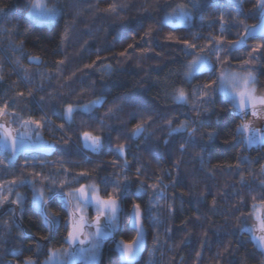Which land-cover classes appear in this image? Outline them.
<instances>
[{
  "label": "trees",
  "instance_id": "16d2710c",
  "mask_svg": "<svg viewBox=\"0 0 264 264\" xmlns=\"http://www.w3.org/2000/svg\"><path fill=\"white\" fill-rule=\"evenodd\" d=\"M200 2L207 5L203 10H193L192 0H51L62 15L52 26L40 27L28 18L30 0H0V6L6 5L0 12V106L8 104L11 121H38V131L55 154L47 160L32 153L15 162L0 147V185L7 197L0 204V264L14 263L17 253L27 260L42 244L67 247L69 215L59 198L48 207L50 213H59L53 233L33 202L28 199L19 207L9 199L17 187L33 188L11 185L22 179H34L45 194L60 184L66 191L91 182L104 198L112 194L115 181L130 184L121 203L119 229L104 245L98 264H122L115 244L136 238L133 203L141 204L147 236L138 264H264V254L240 228L256 209L264 211V145L248 148L236 132L241 118L232 114L231 102L219 90L205 102L201 88L221 70H254L264 91V49L252 51L264 45V34L231 48L244 35L243 26L259 24L258 15H248L256 0H243L242 13L231 0ZM113 3L116 12L103 11ZM178 4L192 11V20L163 23L165 12ZM14 27L15 34L9 36ZM66 27L68 39L62 42ZM189 44L196 47L189 49ZM217 44L224 47L223 63L218 64L213 52V69L187 81L185 65ZM31 57H39L41 66L28 63ZM252 57L257 58L246 64ZM178 87L188 94V103L175 102ZM100 97L102 105L75 111L66 119L69 104L81 107ZM183 123L197 129L195 146L188 132L169 135ZM137 124L145 131L135 139ZM84 132L100 136L104 147L98 152L86 149ZM117 145L125 146L123 155ZM41 176L55 184L41 182ZM141 183L148 191L137 196Z\"/></svg>",
  "mask_w": 264,
  "mask_h": 264
},
{
  "label": "snow or ice",
  "instance_id": "6c2138e0",
  "mask_svg": "<svg viewBox=\"0 0 264 264\" xmlns=\"http://www.w3.org/2000/svg\"><path fill=\"white\" fill-rule=\"evenodd\" d=\"M236 10L238 12H243V0H233ZM51 4V6H50ZM207 5L201 4L200 0H192V9L203 10ZM220 7V5H214ZM5 6H0V12L5 10ZM166 7H171L168 5ZM118 5L113 3L108 6V8L103 9L105 12H116ZM62 15V8L58 3H51V0H30V7L28 11V16L31 18V22L34 26H49L56 22L57 18ZM248 15H258L259 24L253 25L250 28L248 26H243L244 35L241 36L240 40L236 45H232V50L236 47L244 46L247 38L249 36H255L257 33L264 34V0H256L253 11ZM192 11L187 9L185 5L178 4L175 8H172L171 12L166 11L163 23L174 24L178 21L181 24L189 23L192 20ZM221 21H223V14H221ZM15 27L9 30L8 35L12 36L15 34ZM224 31L223 23L221 24V32ZM149 35V33H145ZM62 42L68 39V29L66 27L65 31L61 34ZM172 39L171 36L168 37ZM22 47V45H21ZM134 47V45H129V48ZM196 45L189 44L188 48H195ZM260 49H264V45L259 48L252 49L253 52H257ZM203 51V49L201 50ZM224 51L222 44H217L214 48L209 49L203 55H194L188 52L189 55H194V58L185 65L184 76L185 79L191 82L192 78L198 73L210 70L213 65L210 59L212 53L216 54V61L218 64L223 63V58L220 53ZM257 57H252L249 61H245L246 64L251 63V60ZM32 60L36 62H42L39 57H31ZM63 63V61L58 62ZM88 67H91L90 65ZM43 75V74H41ZM27 79V77H25ZM256 83V78L252 71H246L245 73L231 72L221 70L216 79L211 80L201 86L204 96L208 99L205 102L211 101L210 93L215 90H219L223 96L233 102V106L237 108L241 114L247 116L251 115L253 121L242 122L236 129L237 134L241 137L242 141L251 146L253 144L264 145V127L258 126L256 121H264V94H258L252 85ZM31 94V93H29ZM18 95H23V93H18ZM173 98L177 104L188 103V94L182 87H178L174 90ZM104 103V98L100 97L95 101H92L90 105H85L83 111H90L93 107L97 105H102ZM79 109H74L71 104L66 108L65 117L69 121L72 118L74 111ZM111 111V109L109 110ZM11 113L8 112V104L5 103L0 106V144L4 146L5 149L10 150L12 156L14 157L16 153L20 151L27 150L33 147L38 141L34 140V136L38 137V132H34L32 125L35 124L39 127V122L35 120L22 121L20 124V130H13L8 124V116ZM171 124V121L168 122ZM145 128L143 124H137L132 132L133 137L140 135ZM197 129L189 128L187 123L180 124L178 128L171 129L169 135L172 132H188L190 137V143L195 146V134ZM213 134L209 133L211 138ZM84 139L85 147L89 148L93 152L100 151L104 147L102 138L100 136H94L89 132L82 133ZM167 143V141H165ZM43 150H48L51 145L39 142ZM185 147L181 144V150ZM117 153L123 155L125 152L124 145H117ZM124 168L128 167L127 162H125ZM140 169H137V173ZM264 172V168H262ZM49 180V183L55 184V181L50 177L41 176V182L43 180ZM127 180V177L125 178ZM36 181L34 179H22L19 181H11L13 187L17 185L31 184L33 186L35 197L34 206L41 213L44 223L47 226L49 233L56 228L58 224L59 213H50L48 210L49 200L59 198L63 202V206L69 210V224L67 236L64 237L65 242L68 243L67 249L61 248H50L48 250L47 258L44 264H75L77 260H83L86 264H96L97 256L99 255L100 248L103 241L108 237L112 236L118 230V219L119 212L121 209V203L125 198L126 194L130 190V184H121L120 181H115L112 187V194L104 198L99 195V189L95 184L93 185H80L78 188H71L70 191L64 190V185L60 184L56 187L47 188V192L50 194L45 195L43 188L37 189L35 187ZM107 183V182H106ZM261 186L264 187V181L261 182ZM153 189H157L158 185H152ZM148 191L147 188L141 183L139 189H137V196L140 193ZM10 194H12L10 192ZM160 195H163V189L159 190ZM15 200L13 203H20L22 196L19 192L14 193ZM7 197L4 195L3 186L0 185V204H3ZM255 199V197H253ZM151 203V201H150ZM159 202L157 201V204ZM81 205L93 206L96 211V215L93 221L89 222L81 213ZM215 205V201H213ZM261 206L264 207V199L261 200ZM255 207V205H253ZM75 211H72V209ZM133 224L134 226H139V231L137 232L136 238L131 241H120L117 243V248L120 253V258L122 264H135L138 255L144 247V228L142 226V214H141V204L133 203ZM150 214V213H149ZM256 225L245 227L247 219L241 222L240 228L242 232L251 233V238L256 241V247L258 250L264 254V214L256 216ZM154 223H159L158 219H154ZM85 227L94 229L93 231L85 232ZM23 235V233H21ZM42 239L47 240L48 237H43ZM88 245V247H84ZM39 243L37 248H39ZM199 255V253L197 254ZM25 264H37L36 261L31 258L25 261Z\"/></svg>",
  "mask_w": 264,
  "mask_h": 264
},
{
  "label": "flooded vegetation",
  "instance_id": "af4514ba",
  "mask_svg": "<svg viewBox=\"0 0 264 264\" xmlns=\"http://www.w3.org/2000/svg\"><path fill=\"white\" fill-rule=\"evenodd\" d=\"M19 121H17L16 123H8L7 126H10L11 129L13 130H20L23 131V129L20 128V125L18 124ZM35 132H38V137L34 136V140H37L38 142L31 148L24 150V151H20L18 153H16V155L13 157L10 150L5 149L4 146L2 144H0L1 149L10 157V159L12 161L15 162H22L24 161L25 156L32 154V153H36V154H40L42 157H45L47 160H50L51 158L54 157V150H53V145L48 149V150H43L39 144V142H43L44 144L50 145L45 139L43 134H41L38 131V128L36 129ZM49 161H47L45 164H48ZM19 192L22 196V200L20 201V203H14V205L22 207L25 202L29 199L31 202H33L34 204V197H35V192L34 189L30 187H26V190H24L23 186L17 187L15 190L11 191L12 194H10L9 199H13L15 200V195L14 193ZM50 195L47 193V196ZM52 199L49 200V205L51 203ZM48 205V207H49ZM36 208V207H35ZM58 227V224L56 226V228ZM94 230V229H93ZM109 242V241H108ZM108 242H103V248L104 245L107 244ZM46 243V242H45ZM67 247H68V243ZM85 246V245H84ZM50 248L47 247V243L46 244H42V247L40 250L42 251H38L37 254H35V256H32L31 259L36 261L37 264H44L45 259L47 258V254H48V250ZM103 250V249H102ZM26 259L21 258V255L19 253L14 255V263L9 262V264H25ZM78 264V263H77Z\"/></svg>",
  "mask_w": 264,
  "mask_h": 264
},
{
  "label": "rangeland",
  "instance_id": "374dc122",
  "mask_svg": "<svg viewBox=\"0 0 264 264\" xmlns=\"http://www.w3.org/2000/svg\"><path fill=\"white\" fill-rule=\"evenodd\" d=\"M231 1H233V0H231ZM28 18L31 20V18L28 16ZM58 19V18H57ZM55 23V22H54ZM53 23V24H54ZM176 23L177 24H181V23H179L178 21H176ZM52 24V25H53ZM52 25H49V26H40V27H50V26H52ZM213 65V64H212ZM213 69V67L210 69V70H212ZM206 71H208V70H206ZM228 71H231V72H237V71H233V70H228ZM250 71H252V73H253V75L255 76V78H256V83L254 84V85H252V87H254L255 88V90H256V92L258 93V94H264V91L259 87V85H258V83H257V73H256V71H254V70H250ZM239 73H245V72H239ZM199 74V73H198ZM219 93L223 96V94L219 91ZM224 97V96H223ZM225 98V97H224ZM226 100H228V101H230L229 99H227V98H225ZM231 102V104H232V106H233V102L232 101H230ZM91 104V103H90ZM90 104H86V105H90ZM85 106V105H84ZM84 106H81V107H73L74 109H79V110H77V111H83V107ZM98 106V105H97ZM96 107V106H95ZM95 107H93L91 110H93ZM90 110V111H91ZM75 112V111H74ZM74 112H73V114H74ZM85 112V111H84ZM87 112H89V111H87ZM73 114H72V116H73ZM232 114L233 115H236V116H239L240 118H241V123L242 122H248V123H250V122H252L253 121V117L249 114V115H247V116H245V115H243V114H241V112L237 109V108H235L234 106H233V108H232ZM72 119V118H71ZM68 120V119H67ZM17 121H19V120H17ZM17 121H11V120H9L8 119V123H16ZM69 121V120H68ZM21 122L22 121H19L18 122V124L20 125L21 124ZM256 123H257V125L258 126H262V127H264V121H256ZM8 125V124H7ZM6 125V126H7ZM32 129L34 130V132L36 131V129H37V126L35 125V124H33L32 126ZM254 145H257V144H253V145H251V146H248V145H246L248 148H251L252 146H254ZM83 146L85 147V145H84V139H83ZM86 149H88V150H90L89 148H87V147H85ZM93 185L94 183H87V182H84V183H81L80 185ZM80 185H78L76 188H78ZM71 189H67L66 191H70ZM46 196H47V194H45ZM261 208H258V209H256L255 211H254V213L252 214V220L248 223V224H245V227H248V226H252V225H256L257 224V221H256V216L257 215H261V214H264V211H263V209H261ZM49 210V209H48ZM67 211H68V215H69V210L67 209ZM72 211H75V209L73 208L72 209ZM80 214H82L84 217H85V219L87 220V221H89V222H91V221H93L94 220V218H95V215H96V211H95V208L93 207V206H87V207H85V206H83V205H81V213ZM118 216L120 217V212H119V214H118ZM69 220H70V217H69ZM68 224H69V221H68ZM118 229H119V219H118ZM55 230V229H54ZM54 230L52 231V233L54 232ZM85 232H89V231H93V229H90V228H87V227H85ZM118 231V230H117ZM116 231V232H117ZM248 233V232H247ZM250 235H251V233H249ZM255 241V240H254ZM255 243H256V241H255ZM84 247H88V245H85ZM68 247H65V248H63V249H67ZM102 249H103V244H102V246H101V248H100V252H99V255L97 256V259H96V264H98V262H99V260H100V257H101V253H102ZM77 263H81V264H86V262L85 261H83V260H77L76 262H75V264H77Z\"/></svg>",
  "mask_w": 264,
  "mask_h": 264
},
{
  "label": "water",
  "instance_id": "95a60500",
  "mask_svg": "<svg viewBox=\"0 0 264 264\" xmlns=\"http://www.w3.org/2000/svg\"><path fill=\"white\" fill-rule=\"evenodd\" d=\"M261 35H263L262 33H257L255 36H249L248 38H250V37H257V36H261ZM28 63H30L31 65H33V66H37V67H39V66H41V62H36V61H34V60H32L31 58L28 60ZM142 134V133H141ZM141 134L140 135H138V136H136L135 137V139H138L140 136H141ZM132 217H133V213H132ZM143 226V225H142ZM132 228L134 229V230H136L137 232L139 231V226L137 225V226H134V224H133V219H132ZM144 228V227H143ZM145 230V229H144ZM115 235H116V233L114 234V235H112V236H108L103 242H108V241H110V240H114L115 239ZM146 240H147V236H146V232L144 231V247H143V249L141 250V252H140V254L138 255V257H137V259H136V262H135V264H138L139 262H140V260H141V258H142V256H143V254H144V252H145V249H146ZM118 242H120V241H117L116 242V244H115V251L119 254V256H120V253H119V250H118V248H117V243Z\"/></svg>",
  "mask_w": 264,
  "mask_h": 264
}]
</instances>
